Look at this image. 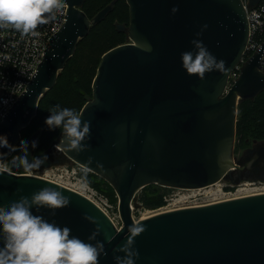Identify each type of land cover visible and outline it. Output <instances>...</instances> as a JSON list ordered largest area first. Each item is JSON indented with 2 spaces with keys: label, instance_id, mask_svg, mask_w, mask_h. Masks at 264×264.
Listing matches in <instances>:
<instances>
[{
  "label": "water",
  "instance_id": "1",
  "mask_svg": "<svg viewBox=\"0 0 264 264\" xmlns=\"http://www.w3.org/2000/svg\"><path fill=\"white\" fill-rule=\"evenodd\" d=\"M84 1L65 0L63 25L50 38L25 89L3 115L0 135L6 136L14 148L20 131L36 117L41 97L53 88L79 40L109 14L116 0L92 17L82 10ZM126 3L128 25L116 24L118 31L127 33L126 42L101 55L91 82V95L85 96L79 111L81 120L90 122V138L84 141L89 148L79 153L65 150L61 147L62 130L46 150L37 154L32 147L37 139L34 133L27 140L26 154L30 163L37 158L43 161L39 168L30 171L67 160L101 177L116 194L121 225L117 227L86 196L28 173L19 163L25 155L23 147L11 160L8 171L0 173V206L7 207L21 196L31 198L46 186L61 191L70 198L69 206L55 210L54 215L52 210L37 211L34 206L33 214L60 227L67 226L71 235L85 242H102L107 255L100 256L99 264H116L114 256L124 255L113 249L126 242L128 227L134 221L146 228L135 238L139 258L134 264H264V192L158 211L138 220L132 215L136 194L146 185L205 188L264 157V145L252 160L241 165L234 155L238 104L264 90V71L259 63L264 44L242 64L239 75L230 79L249 38L242 1ZM173 7L178 8L175 14L171 12ZM205 24L207 29L197 37ZM193 39L201 40L217 60H224L227 71L206 73L204 80L189 76L182 67L181 53L194 50ZM145 43L151 46L150 52L141 50L140 45ZM13 152L0 148V163L4 165ZM97 226L99 234L89 241Z\"/></svg>",
  "mask_w": 264,
  "mask_h": 264
},
{
  "label": "clouds",
  "instance_id": "2",
  "mask_svg": "<svg viewBox=\"0 0 264 264\" xmlns=\"http://www.w3.org/2000/svg\"><path fill=\"white\" fill-rule=\"evenodd\" d=\"M66 7L65 0H0V28L11 27L22 36L39 37L41 33L36 29L55 20L57 14L62 15ZM177 11L176 7L171 9L173 14ZM207 27L208 25H203L196 36H201ZM191 44L194 46L193 51L181 53L182 67L189 76L204 80L206 73L227 71L225 61L217 60L201 40L193 39ZM140 48L147 52L152 50L146 43L140 45ZM81 117L82 114L74 109L56 105L45 119L49 130L62 128L61 147L67 151L79 153L89 148L84 141L90 138V122L82 121ZM36 144L37 142L33 141L32 147L35 148ZM20 145L25 153L19 158L20 165L26 171L39 168L43 163L41 159L37 158L31 163L26 159L28 141L22 140ZM0 148L15 150L4 135H0ZM2 156L3 154H0V158ZM13 162L16 163V160ZM7 171L8 168L0 163V173ZM82 171L87 173L88 169L84 168ZM19 191L21 189H17V192ZM69 204L68 196L46 186L34 192L31 198L21 196L19 200L10 202L7 207L0 206V237L3 240V247H0V264H99L100 256L107 255L102 242H85L71 235V229L67 226L60 227L55 222L44 219L42 215H34L32 212L35 206L37 211L46 208L52 210L54 215L55 210L65 208ZM145 230V226L139 221H134L128 227L126 242L113 249L114 253H124L123 256H114L116 264H134L135 259L139 258V252L134 248L135 238ZM99 232L100 228L97 226L88 240H95ZM108 243H111V239Z\"/></svg>",
  "mask_w": 264,
  "mask_h": 264
},
{
  "label": "trees",
  "instance_id": "3",
  "mask_svg": "<svg viewBox=\"0 0 264 264\" xmlns=\"http://www.w3.org/2000/svg\"><path fill=\"white\" fill-rule=\"evenodd\" d=\"M110 1L85 0L81 8L88 17H92ZM128 22L129 12L126 0H116L109 14L90 28L89 35L79 40L73 57H70L65 68L60 71L53 88L48 89L41 97L36 117H33L29 125L20 131V139L6 164L9 165L17 153L16 150L22 147L20 142L26 139L29 132L37 133L36 154L46 150L60 135L62 128L49 130L45 124V119L54 106L74 109L79 113L86 101L85 96L91 95V82L101 55L110 48L126 42L127 33L118 31L116 24L127 26ZM253 139L264 140V90L253 99L241 100L237 107L235 141L248 144L247 140ZM80 174L94 189L103 192L111 202L115 200L114 190L101 177L90 171L87 173L83 171ZM164 195L163 187L149 184L140 189L135 204L156 209L164 204Z\"/></svg>",
  "mask_w": 264,
  "mask_h": 264
},
{
  "label": "built area",
  "instance_id": "4",
  "mask_svg": "<svg viewBox=\"0 0 264 264\" xmlns=\"http://www.w3.org/2000/svg\"><path fill=\"white\" fill-rule=\"evenodd\" d=\"M241 1L246 10L249 38L240 63L230 76L231 80L239 75L242 64L253 54L257 53L264 44V0H258L254 5H250V0ZM63 23L64 12L62 15L57 14L56 19L50 23L40 25L36 29V31L41 33L39 37H33L31 35L22 36L20 32L11 27L0 28V122L3 119V115H5L11 107V103H14L18 95L25 89L26 84L36 71L45 49L49 46L50 38L61 28ZM259 63L260 70L264 71V50L260 56ZM82 169H84V167L79 164H74L72 166L61 164L29 171L28 173L63 185L89 198V196L86 195V191L90 189V185L81 176L80 173L83 172ZM244 181L239 182L238 185L248 184ZM254 183L256 182L251 181L249 184ZM215 185H220L221 187L219 189L225 191L224 193L230 194L233 192L229 188V185L231 186L229 181L221 180L211 186ZM211 186L188 191H203ZM255 188L264 189V182H262L261 186H255ZM235 190L237 191L238 188ZM257 191L259 192L256 193L264 192V190ZM163 199L167 201L169 195H164ZM110 219L113 221L111 217Z\"/></svg>",
  "mask_w": 264,
  "mask_h": 264
},
{
  "label": "rangeland",
  "instance_id": "5",
  "mask_svg": "<svg viewBox=\"0 0 264 264\" xmlns=\"http://www.w3.org/2000/svg\"><path fill=\"white\" fill-rule=\"evenodd\" d=\"M33 134L34 132H29L25 140L27 141ZM245 146H247V144H244L236 140L234 155L236 157H239L241 150ZM17 151L18 149L16 150V152ZM62 163L67 164L68 166L74 165L73 163H70L67 160H62ZM4 165L8 166V164L6 163ZM244 182L248 184H243L237 187L238 188L237 191L235 190L236 188L233 189L232 190L233 192L230 194L224 193L225 191H221L219 189L221 187L220 185L211 186L207 188V190L193 191V192L185 190V189H172V188L163 187L165 195H169V199L167 201H164V204L162 206L156 209H148V208L142 207L139 204H135L133 205L132 215H133L134 220H138L142 217L151 215L158 211L170 210V209L185 207L189 205L207 204L213 201L224 200L227 198H233V197H238V196H243V195H249L251 193L257 192V190H264L260 188L259 189L255 188V186H259L257 185L258 182L254 184H249L251 182L249 180H245ZM262 182L264 181H261V183ZM139 191L137 192V194L139 193ZM86 195L89 196V198H91L95 203H97L113 219V222L118 227L121 225V221H120L118 210H117L118 199L116 197V194H115V200L111 202L109 198L103 192H100L94 189L90 185V189L86 191Z\"/></svg>",
  "mask_w": 264,
  "mask_h": 264
},
{
  "label": "flooded vegetation",
  "instance_id": "6",
  "mask_svg": "<svg viewBox=\"0 0 264 264\" xmlns=\"http://www.w3.org/2000/svg\"><path fill=\"white\" fill-rule=\"evenodd\" d=\"M249 142V143H248ZM247 146H245L240 154L239 157H236L238 164H243L246 161H250L255 156V153L259 149L261 145H264V140H256L253 139L251 141L247 140ZM7 168L9 167L6 166ZM241 178L249 181L254 182H261L264 181V157L258 158L257 162L253 166L244 167L242 170L238 171L237 169L233 170L231 174L225 179H236ZM231 186L229 185V188L231 190L237 188L239 185L238 183H231ZM262 183H258L257 185H260ZM261 186V185H260ZM227 188V189H229Z\"/></svg>",
  "mask_w": 264,
  "mask_h": 264
},
{
  "label": "bare ground",
  "instance_id": "7",
  "mask_svg": "<svg viewBox=\"0 0 264 264\" xmlns=\"http://www.w3.org/2000/svg\"><path fill=\"white\" fill-rule=\"evenodd\" d=\"M258 192V191H257ZM256 193V192H255ZM251 194H253V193H251ZM250 195V194H249ZM239 197V196H238ZM233 198H235V197H233ZM228 199H230V198H228ZM225 200V199H224ZM219 201V200H218ZM221 201V200H220ZM143 218V217H142Z\"/></svg>",
  "mask_w": 264,
  "mask_h": 264
}]
</instances>
